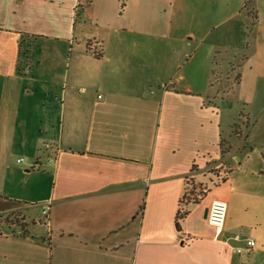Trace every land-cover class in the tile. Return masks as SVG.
Segmentation results:
<instances>
[{"label":"crops","instance_id":"0c3cea01","mask_svg":"<svg viewBox=\"0 0 264 264\" xmlns=\"http://www.w3.org/2000/svg\"><path fill=\"white\" fill-rule=\"evenodd\" d=\"M88 1L0 0V264H264V188L223 148L214 96L221 64L247 53L212 34L257 22L264 58V1ZM21 35L37 46L25 66ZM36 163L50 174L25 169ZM190 183L204 195L178 221ZM215 199L218 236L204 217Z\"/></svg>","mask_w":264,"mask_h":264},{"label":"rangeland","instance_id":"374dc122","mask_svg":"<svg viewBox=\"0 0 264 264\" xmlns=\"http://www.w3.org/2000/svg\"><path fill=\"white\" fill-rule=\"evenodd\" d=\"M250 1L252 0H249V2ZM37 6L42 7L40 2L37 3ZM259 11L261 12V15L258 12L260 16L259 27L261 33H264V5H262ZM6 19L8 20V16H6ZM237 25L238 22L232 20L225 25L223 24L212 27L214 29L212 33L213 35L222 32L231 33V35H228L229 40L223 42H229L230 45L240 44L244 49V52L247 53L246 60H243L241 57L236 58L238 61H236L233 71L229 66H226V64H221L220 71L218 70V75H220L218 78L219 82H215L217 88L214 96L216 98H226V102L220 104L223 109H226L223 112L222 119L219 123L223 134V148H225V150H234L236 147H239L240 149L238 148L239 150L235 153L232 151V155L239 158V162H242L244 173L249 174L251 172L250 170H255L257 165V187L264 188V156H262V154H264V58L261 56L258 58L257 56V22L253 28L250 24L244 25L247 29L242 27L238 29ZM251 29L252 32H250ZM23 36L24 37L21 39L24 40V42H22V50L28 51L27 56H21L25 66V63L28 62V59L26 58L30 59L33 55V51L37 49V46L32 42L33 38H31L30 42L26 39L25 35ZM29 43L30 45L28 46ZM29 47L30 49L28 50ZM263 48L260 49L259 54L263 51ZM226 52L222 50L220 58L227 59V54H229V52ZM238 80L240 81V84L237 86L235 82ZM246 131L248 133V146L243 148V135ZM227 133L229 134V137H227ZM24 164H27L26 160H24L23 164L20 166L23 167ZM231 164L236 170L238 166L235 165L234 162H231ZM25 169L43 175L50 174L48 172L49 169L45 170L42 168V165L38 168L34 167L32 169L31 166H27ZM210 170L213 171L215 169L211 168ZM221 170L222 169L220 168L218 171L221 172ZM35 181L39 182L37 195H43L49 187V179L40 177ZM209 189L213 191L214 187L210 186ZM216 192L217 191L214 190L212 195H216ZM28 204L30 208L26 214V218L28 219L26 221L29 225H32L33 223L36 227H39V224H42L40 222L45 221L41 209L39 208L42 203L34 201ZM9 218H11V216H8L7 220H9ZM17 223L18 222H16V224ZM20 227L21 226L19 225L18 228Z\"/></svg>","mask_w":264,"mask_h":264},{"label":"built area","instance_id":"2783aa9c","mask_svg":"<svg viewBox=\"0 0 264 264\" xmlns=\"http://www.w3.org/2000/svg\"><path fill=\"white\" fill-rule=\"evenodd\" d=\"M17 163H22V159H17ZM54 162V159H49V163L52 164ZM35 168L40 167V164L36 163L34 165ZM43 214L46 215L47 211L44 210ZM227 216V203L220 199H215L211 202L208 213H207V223L210 227H212L216 233V236H218L221 231L223 230L225 220ZM235 239H239L238 236H235ZM255 246V243L252 240H246L245 246L242 248H237L236 252L238 254L242 253H249Z\"/></svg>","mask_w":264,"mask_h":264},{"label":"trees","instance_id":"16d2710c","mask_svg":"<svg viewBox=\"0 0 264 264\" xmlns=\"http://www.w3.org/2000/svg\"><path fill=\"white\" fill-rule=\"evenodd\" d=\"M86 3H88L89 1L88 0H85ZM79 7L77 8L76 10V16L78 17L79 15V12L82 10V6L81 5H78ZM22 37H24L23 35H21V39ZM34 40V38H33ZM30 41V40H28ZM21 43H19V46H18V55L20 57L25 55L27 56V52L26 50H22V42H24V40H21L20 41ZM31 42V41H30ZM30 45V43L28 44V46ZM30 49V47L28 48V50ZM28 59V58H26ZM20 63L17 62V67L20 69ZM19 71V70H18ZM20 72V71H19ZM224 154V153H223ZM231 173V170H225L224 171V175H229ZM224 179H226V176L224 177ZM215 186V185H214ZM197 190V191H196ZM204 195L203 191L201 188H198L197 186H195L194 184L190 183L188 186H187V189H185V192H184V195L183 197L181 198L180 202H179V205L181 206V208H179V210L177 211V214H176V219L179 221V220H182L187 214H188V205H193L195 204L198 199L200 197H202ZM23 234H25L24 232H22ZM22 234V235H23Z\"/></svg>","mask_w":264,"mask_h":264},{"label":"water","instance_id":"95a60500","mask_svg":"<svg viewBox=\"0 0 264 264\" xmlns=\"http://www.w3.org/2000/svg\"><path fill=\"white\" fill-rule=\"evenodd\" d=\"M207 209L204 211V217L206 218V216H207ZM178 229H179V225H178Z\"/></svg>","mask_w":264,"mask_h":264}]
</instances>
